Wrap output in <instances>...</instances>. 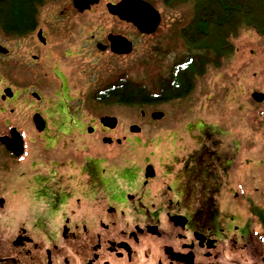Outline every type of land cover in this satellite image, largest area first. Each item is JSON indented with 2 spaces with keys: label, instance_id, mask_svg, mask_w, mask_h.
<instances>
[{
  "label": "flooded vegetation",
  "instance_id": "1",
  "mask_svg": "<svg viewBox=\"0 0 264 264\" xmlns=\"http://www.w3.org/2000/svg\"><path fill=\"white\" fill-rule=\"evenodd\" d=\"M50 1L28 30L0 25V264H115L125 255L131 264L134 248L141 258L149 250L151 264H264V198L250 197V174L233 140L208 132L202 118L160 125L171 110L187 107L222 59L186 41L177 8L184 1L143 0L160 15L151 34L111 11L122 0H99L83 12L68 0L57 15L93 17L82 24L69 22L70 15L65 23L43 22ZM144 38L147 55L125 68L149 65L147 102L98 101L108 92L121 101L123 79L138 84L126 71L108 80L104 74L118 72L114 62L132 58ZM129 43L132 52H120ZM92 87L95 106L125 107L138 112L135 121L79 120L56 102V95ZM162 213L178 232L163 225Z\"/></svg>",
  "mask_w": 264,
  "mask_h": 264
},
{
  "label": "rangeland",
  "instance_id": "2",
  "mask_svg": "<svg viewBox=\"0 0 264 264\" xmlns=\"http://www.w3.org/2000/svg\"><path fill=\"white\" fill-rule=\"evenodd\" d=\"M67 3L69 4L68 0L48 2L41 9L43 22L65 23L70 15L69 12L66 13V17L57 15V12L61 9L67 10ZM177 8L181 15L180 26L184 28L193 19L194 4L184 1L177 5ZM161 9L165 10L168 17L169 10L163 6ZM70 17L69 22L71 23L93 22L91 21L93 17L90 15L81 17L78 14H71ZM107 20L108 18L104 17V21ZM0 40L4 41L2 35H0ZM141 42L138 52L133 54L132 58H121L117 59L116 63L114 62L115 66L120 65L121 69L112 74H104L106 80L111 77L120 78L126 71L128 79L146 87L149 86L150 75L148 76V74L151 69L148 64L141 66L142 64L138 63L136 71L132 72L125 68L130 62L135 65L139 57L147 55L150 39L144 38ZM231 42L234 46L233 53L223 57L217 67L208 69L207 74L198 83V90L183 103L187 107L171 110L166 121L160 125L169 127L172 123L185 124L187 121L202 118L208 123H206L208 132L221 130L223 136L229 135L228 138L234 142V154L237 153L238 160L245 161V172L250 174V197L252 199L264 198V105L256 104L250 96L252 92L264 93V35L254 29L242 28L238 36L231 38ZM6 44L9 46L12 44L7 37ZM107 70L114 69L108 66ZM89 81L91 84H97V75L92 76ZM94 89L95 87H92L84 95L72 94L64 99L56 95L59 98L56 102L63 100L68 114L79 120L90 121L102 115H112L121 117L123 122L135 121L132 115H138V112L132 113L125 107L103 109V107L95 106L97 102L92 98ZM49 96L56 99L55 95ZM48 98L46 97L43 104L47 103ZM188 106H191L193 110ZM209 109L211 110L206 111ZM239 125H247L251 134L242 130ZM223 127L227 130L219 129ZM242 151L244 152L242 153ZM262 204L264 207V203ZM256 228L262 230L258 225Z\"/></svg>",
  "mask_w": 264,
  "mask_h": 264
},
{
  "label": "trees",
  "instance_id": "3",
  "mask_svg": "<svg viewBox=\"0 0 264 264\" xmlns=\"http://www.w3.org/2000/svg\"><path fill=\"white\" fill-rule=\"evenodd\" d=\"M47 0H0V25L10 32L28 30L38 8ZM169 2L175 0H167ZM192 2L194 16L184 29L186 41L208 51H216L220 58L234 51L232 37L239 35L242 28L254 29L264 35V0H176ZM206 59L203 65L207 64ZM122 100L113 93L97 96L106 104H129L135 100L144 104L148 100L146 87L123 79L121 82ZM264 233V215L261 217ZM264 243V234H263Z\"/></svg>",
  "mask_w": 264,
  "mask_h": 264
},
{
  "label": "water",
  "instance_id": "4",
  "mask_svg": "<svg viewBox=\"0 0 264 264\" xmlns=\"http://www.w3.org/2000/svg\"><path fill=\"white\" fill-rule=\"evenodd\" d=\"M99 0H74L75 7L81 12L90 9L92 5L97 4ZM111 11L118 15L122 20L133 23L141 32L151 34L155 32L160 24V15L152 6L143 0H122L118 5L110 6ZM127 41L125 38H121ZM126 50L120 51L129 54L132 52L131 44ZM0 49L3 47L0 45ZM253 99L258 103L264 102V93L256 92ZM154 118H162V113H154ZM105 122H109L111 126H116L117 119L106 117Z\"/></svg>",
  "mask_w": 264,
  "mask_h": 264
},
{
  "label": "clouds",
  "instance_id": "5",
  "mask_svg": "<svg viewBox=\"0 0 264 264\" xmlns=\"http://www.w3.org/2000/svg\"><path fill=\"white\" fill-rule=\"evenodd\" d=\"M129 225L131 226V228L134 230L135 227V221L131 220L128 221ZM162 223L163 225L167 226L169 228V230H173L174 226L173 225H169L168 224V214L167 213H162ZM141 228L145 227L144 223L140 224ZM97 231H99V229H97ZM175 232H178L179 229L178 228H174ZM129 242V241H126ZM134 243V242H132ZM106 245V244H105ZM137 247H139L137 245ZM103 251H107V248L105 247L103 249ZM134 255H133V260L131 261V264H151L152 261V256L149 250L145 249L144 252L145 254L147 253V255H144L143 258H141L140 254L136 251V249H133ZM82 260L85 261L84 257H82ZM61 264H63V261H61ZM101 264H103V261H101ZM115 264H130L129 259L127 258V255H125V258L123 260L117 261L115 262Z\"/></svg>",
  "mask_w": 264,
  "mask_h": 264
}]
</instances>
